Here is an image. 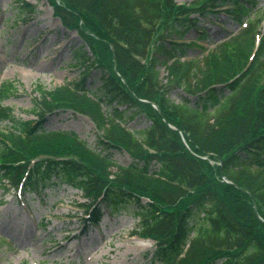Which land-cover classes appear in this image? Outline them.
<instances>
[{
  "label": "trees",
  "instance_id": "trees-1",
  "mask_svg": "<svg viewBox=\"0 0 264 264\" xmlns=\"http://www.w3.org/2000/svg\"><path fill=\"white\" fill-rule=\"evenodd\" d=\"M46 1L83 40L71 44L68 63L79 75L56 93L37 86L36 122L0 106V120L11 123L0 131V184L39 194L68 185L94 222L101 206H134L133 235L155 242L144 253L149 263L264 264V33L256 0ZM219 6L239 34L201 65L188 60L195 40L209 37L200 19L213 24ZM14 8L15 22L36 12L24 0ZM191 30L195 40H183ZM15 91L4 83L0 105ZM63 109L88 116L100 150L44 127L46 112ZM135 117L147 122L139 132L126 127ZM111 150L130 163L117 165Z\"/></svg>",
  "mask_w": 264,
  "mask_h": 264
},
{
  "label": "rangeland",
  "instance_id": "rangeland-1",
  "mask_svg": "<svg viewBox=\"0 0 264 264\" xmlns=\"http://www.w3.org/2000/svg\"><path fill=\"white\" fill-rule=\"evenodd\" d=\"M18 0H0V86L12 82L16 94L1 104L11 108L17 119L39 120L34 108L42 97L37 86L55 92L79 74L78 68L68 66L71 61V44L81 45L74 31L67 32L46 0H27L36 6V12L27 22L13 21ZM26 2V0H24ZM198 0H176L190 3ZM255 18L261 20L257 29L264 32V0H256ZM217 13L221 27L200 19L209 37L198 47L188 50V60L196 59L200 65L216 45L239 34L240 28ZM213 20V17H209ZM35 38L36 41L27 39ZM191 30L185 41L194 39ZM162 70L161 77L165 78ZM89 83V80H88ZM97 83L96 85H98ZM65 87V86H64ZM56 93V92H55ZM61 94V93H58ZM105 111V107L102 108ZM44 127L48 131L68 132L76 135L86 146L100 150L99 136L87 117L68 110L46 115ZM147 122L135 117L126 127L133 132L145 128ZM8 121H0V131L9 129ZM117 165H128L130 158L124 152L109 151ZM116 171L115 168H112ZM41 196L29 197L22 203L17 191L9 184L0 185V264H154L145 257L155 247L149 238L133 235L140 219L134 206L119 205L116 209L100 207L103 212L98 224L84 222L87 200L70 186L47 189ZM84 222V223H83ZM26 232V234H24Z\"/></svg>",
  "mask_w": 264,
  "mask_h": 264
},
{
  "label": "bare ground",
  "instance_id": "bare-ground-1",
  "mask_svg": "<svg viewBox=\"0 0 264 264\" xmlns=\"http://www.w3.org/2000/svg\"><path fill=\"white\" fill-rule=\"evenodd\" d=\"M24 234H26V232Z\"/></svg>",
  "mask_w": 264,
  "mask_h": 264
}]
</instances>
